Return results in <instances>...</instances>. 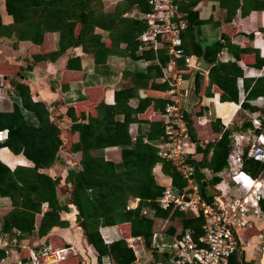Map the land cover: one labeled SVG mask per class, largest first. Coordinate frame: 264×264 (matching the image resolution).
Returning a JSON list of instances; mask_svg holds the SVG:
<instances>
[{"label": "crops", "instance_id": "obj_1", "mask_svg": "<svg viewBox=\"0 0 264 264\" xmlns=\"http://www.w3.org/2000/svg\"><path fill=\"white\" fill-rule=\"evenodd\" d=\"M53 1L56 4V0ZM71 1V7L78 5L74 0ZM192 1H195L193 10L198 14L199 23L192 30L186 28L181 37L185 52L193 57L196 66L185 70L184 87L190 92L186 106L193 139L196 145L203 147L207 142L217 140L225 129L233 133L249 128L250 113L261 111L264 115V103L262 107H256L263 102L258 97L264 98V75L256 74L260 70L264 71V0ZM241 7L247 10L246 14H241ZM90 8L99 12L103 26L94 29L96 38L86 34L81 39L88 43L97 42L100 50L98 55L103 57L105 53L104 60H97L93 52L84 50L80 44L69 46L51 60L47 55L58 48V32H46L41 44L29 40L16 41L14 36L0 37V75L5 76L10 83L12 80L26 83L32 100L46 104L50 120L59 128L56 159L54 163L38 170L53 178H61L57 194L60 202H67L69 207L68 210L60 211V218L68 222L67 226H53L47 234L39 236L37 228L42 213L48 208L47 202H42L41 212L35 214V228L25 234V243L34 245L46 242L72 246L73 250L65 264H97V252L87 242L82 228L77 224V208L73 200L69 201L68 190L63 192L61 189L65 185L67 169L80 168V126L96 115V107L100 103L114 105L118 102L123 107L122 103L128 99L126 105L136 111L117 114L115 119L119 121L111 138L101 141L93 150L94 154L118 162L121 160L122 143H129L136 136L148 133L150 122H160L161 111L167 100L165 89L169 84L162 79L169 61L164 44L157 48L139 46L138 36L145 27L141 16L148 10L146 0H98L97 3L91 2ZM180 14L184 15L185 12ZM232 14L233 17L229 18ZM0 16L6 24L13 20L6 11L4 0H0ZM80 28L81 23L75 22V36ZM223 37L228 39V43ZM219 41L224 43L220 51L217 50ZM38 56L44 58L39 59ZM177 64L179 68L184 67L182 60ZM221 69L242 71L236 78L237 99L222 92L215 82L210 83L209 75H221ZM11 109L12 101L0 105V110ZM75 144L76 150H71ZM1 148L9 151L12 165L1 157L0 161L10 169L17 165L34 166L22 153V146L17 139L13 138L5 144L3 142ZM201 158L202 153L194 154L195 160ZM19 159L26 163L17 162ZM197 169L196 177L200 181L202 175ZM153 173L162 185L170 182L169 176L161 171V163L154 166ZM219 176L225 178L224 170L220 171ZM67 187L69 189L70 184ZM137 204L138 198L129 200V207L134 208ZM11 208L9 197L0 195V226L2 218ZM255 227L262 230L264 224L257 222L252 228ZM155 230L171 234L178 232L182 230L181 219L155 217L152 232ZM99 231L103 240L105 237L115 242L130 235V224L104 226ZM254 238L257 240V235L250 239ZM135 249L137 252L131 249L130 254L134 259L129 264H142L143 258L149 259L151 264H175L168 257L156 253L151 246H146L144 239L135 242ZM136 255L141 258L138 259ZM107 258L109 264H113L110 262L111 257L107 255ZM236 261L235 264H252V254L248 253L244 257L241 252L240 256L236 255ZM119 263L125 264V260L121 259Z\"/></svg>", "mask_w": 264, "mask_h": 264}, {"label": "trees", "instance_id": "obj_2", "mask_svg": "<svg viewBox=\"0 0 264 264\" xmlns=\"http://www.w3.org/2000/svg\"><path fill=\"white\" fill-rule=\"evenodd\" d=\"M4 1L6 11L12 15L13 20L6 24L2 22L0 16V37L14 36L16 41L29 40L32 43L41 44L46 32H58V48L47 55L51 60L69 46L78 44L84 50L93 52L97 60H104L105 53L103 57L98 55L100 50L97 42L88 43L81 39L86 34L96 38L94 29L103 26L99 12L90 8V3H97L98 0H74L78 5L72 7L69 5L71 0H56V4L53 0ZM194 4L195 1L192 0L179 2V11L185 12L181 18L186 21L181 36L186 28L192 30L199 23L198 14L193 10ZM246 13L247 10L241 7V14ZM233 14L229 18H232ZM141 19L143 20L142 16ZM77 21L81 23V28L75 36L74 28ZM223 38L228 43V39ZM223 47L224 43L219 41L217 50L220 51ZM37 58L41 59L44 56ZM219 66L223 65L219 64ZM237 74L241 75L242 71L222 70L221 75L211 73L210 83L215 82L222 92L237 99ZM10 85L11 89L0 100V105L5 101H12L10 111L0 110V130L7 129V137L3 142L5 144L13 138L17 139L22 146V153L34 163V166L17 165L10 169L0 161V195L9 197L12 206L2 218L1 227L6 232H11L13 228L20 229L25 234L31 232L35 228V214L41 212V203L47 202L48 208L42 213L37 228V234L44 236L53 226L68 225L67 221L60 218V211L69 209L67 202L61 203L57 194V186L61 178H53L38 170L54 163L59 145L57 137L59 128L50 120L46 104L32 100L26 83L12 80ZM183 88L187 90V94L182 104L187 109L190 92L184 87V83ZM258 98H261L263 102L260 106L255 105L262 107L264 98ZM126 100L128 99L122 103L123 107L118 105V102L114 105L100 103L96 107V115L91 116L87 123L80 126L78 141L81 151L80 168L67 169L65 185L61 188L63 192L68 190L69 201L73 200L77 208V224L82 228L87 242L96 250L97 264H109L107 255L111 257L110 262L113 264H120L121 259L125 260V264H129L134 259L124 239L105 244L99 231L100 227L128 222L130 235L142 236L145 245L149 247L155 217H179L182 230L193 231L194 235L201 232L203 221L201 217L182 211L162 209L158 206L164 185L155 178L153 173L157 163H161V171L169 176L173 191L178 192L186 184L172 164L157 155L156 145L162 141L163 134L161 121L150 122L148 133L136 136L129 143H122L121 160L118 162L93 153L101 141L111 138L119 121L115 119L117 114L136 111L126 105ZM241 104L243 105L244 102ZM230 133V130L225 129L217 140L207 142L203 147L195 146L194 152L202 153V158L199 161L193 159L192 162L198 165L199 172L204 178L202 186L214 185L220 181L219 173L226 166V157L230 149L232 134ZM76 148L77 144L71 146V150ZM9 155L8 149H0L1 159L12 165ZM17 162L26 163L22 159ZM261 166L262 164L258 161L244 160V168L252 174H256ZM67 184H70L69 189ZM132 198H138V204L134 208L129 207V200ZM145 208L147 211L143 213L142 210ZM235 263L237 261L234 254L231 256L230 264Z\"/></svg>", "mask_w": 264, "mask_h": 264}, {"label": "built area", "instance_id": "obj_3", "mask_svg": "<svg viewBox=\"0 0 264 264\" xmlns=\"http://www.w3.org/2000/svg\"><path fill=\"white\" fill-rule=\"evenodd\" d=\"M146 2L148 10L142 14L145 27L138 36L139 46L157 48L164 44L169 55L162 77L169 84L165 89L167 100L160 115L163 134L162 141L156 145L157 155L169 161L186 181L178 192L172 190L170 182L165 184L158 206L203 219L198 235L190 230L172 234L153 231L150 246L175 264H230L231 256H240L243 249V236L238 231L248 230L257 222L264 224V115L261 111L250 113L251 126L231 134L223 169L225 178L214 185L202 186L204 178L197 179V167L192 162L196 144L187 109L182 104L187 94L183 88L184 72L196 66L193 57L183 48L181 31L186 21L181 18L178 0ZM179 60L184 63L183 68L178 67ZM256 74L264 75V71ZM10 89L8 79L0 75V100ZM6 133L7 129L0 130V143L6 139ZM245 159L262 164L256 174L244 168ZM146 211L147 208L142 210L143 213ZM124 241L137 252L135 242H142L143 237L129 235ZM112 242V239L104 237L105 244ZM72 250L69 245L26 244L23 231L13 228L6 232L0 226V264H65ZM142 264L151 262L143 258Z\"/></svg>", "mask_w": 264, "mask_h": 264}, {"label": "rangeland", "instance_id": "obj_4", "mask_svg": "<svg viewBox=\"0 0 264 264\" xmlns=\"http://www.w3.org/2000/svg\"><path fill=\"white\" fill-rule=\"evenodd\" d=\"M238 232L243 236L242 254L244 257H246L248 253H251L252 264H264L262 262V252L264 248V228L262 230L256 227L250 228L248 230L240 229ZM253 235H257V240L256 238H254V240L250 239Z\"/></svg>", "mask_w": 264, "mask_h": 264}, {"label": "water", "instance_id": "obj_5", "mask_svg": "<svg viewBox=\"0 0 264 264\" xmlns=\"http://www.w3.org/2000/svg\"><path fill=\"white\" fill-rule=\"evenodd\" d=\"M6 135H7V133H6Z\"/></svg>", "mask_w": 264, "mask_h": 264}]
</instances>
